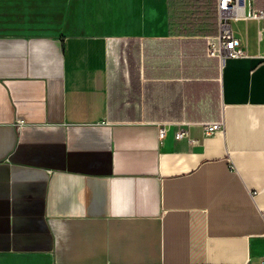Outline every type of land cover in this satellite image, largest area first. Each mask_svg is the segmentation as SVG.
<instances>
[{
	"label": "crops",
	"instance_id": "crops-1",
	"mask_svg": "<svg viewBox=\"0 0 264 264\" xmlns=\"http://www.w3.org/2000/svg\"><path fill=\"white\" fill-rule=\"evenodd\" d=\"M232 25L220 61L217 0H0V264H264V39Z\"/></svg>",
	"mask_w": 264,
	"mask_h": 264
},
{
	"label": "built area",
	"instance_id": "built-area-1",
	"mask_svg": "<svg viewBox=\"0 0 264 264\" xmlns=\"http://www.w3.org/2000/svg\"><path fill=\"white\" fill-rule=\"evenodd\" d=\"M218 14L220 19L219 34L210 38L207 42V54L216 57L220 61L231 58H241L247 56V48L240 36L236 34L232 23L236 21L253 20L259 25V39H264V9L255 8L251 5V0H217ZM206 135H212L224 130V122L203 123ZM167 134V127L163 125L159 129L160 139H164ZM188 136L186 129L176 132L175 138L182 139ZM255 193V192H254ZM257 193V192H256ZM264 217V208L261 211Z\"/></svg>",
	"mask_w": 264,
	"mask_h": 264
}]
</instances>
